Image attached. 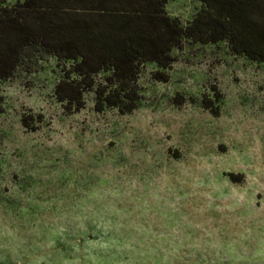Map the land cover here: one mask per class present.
<instances>
[{
  "label": "rangeland",
  "instance_id": "rangeland-1",
  "mask_svg": "<svg viewBox=\"0 0 264 264\" xmlns=\"http://www.w3.org/2000/svg\"><path fill=\"white\" fill-rule=\"evenodd\" d=\"M201 7L167 3L185 26ZM173 56L125 113L63 101L70 66L41 51L0 82V264H264V61Z\"/></svg>",
  "mask_w": 264,
  "mask_h": 264
},
{
  "label": "trees",
  "instance_id": "trees-1",
  "mask_svg": "<svg viewBox=\"0 0 264 264\" xmlns=\"http://www.w3.org/2000/svg\"><path fill=\"white\" fill-rule=\"evenodd\" d=\"M168 1L0 0V82L41 51L70 66L57 86L63 101L80 109L82 91L95 87L99 110L125 113L141 99L142 66L153 62L166 70L185 39L225 41L234 54L264 61V0H200L187 26L168 13ZM205 107L212 108L210 100Z\"/></svg>",
  "mask_w": 264,
  "mask_h": 264
}]
</instances>
